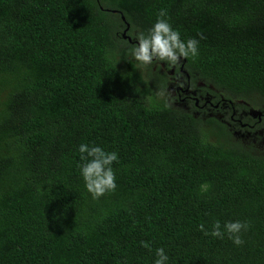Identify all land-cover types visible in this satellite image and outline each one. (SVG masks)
Listing matches in <instances>:
<instances>
[{"label":"trees","instance_id":"16d2710c","mask_svg":"<svg viewBox=\"0 0 264 264\" xmlns=\"http://www.w3.org/2000/svg\"><path fill=\"white\" fill-rule=\"evenodd\" d=\"M162 9L199 41L181 65L217 112L207 85L226 94L224 120L161 97L128 54ZM263 111L264 0H0V264H264V152L235 138ZM82 143L118 155L98 199ZM216 220L243 243L200 230Z\"/></svg>","mask_w":264,"mask_h":264},{"label":"clouds","instance_id":"9594fccd","mask_svg":"<svg viewBox=\"0 0 264 264\" xmlns=\"http://www.w3.org/2000/svg\"><path fill=\"white\" fill-rule=\"evenodd\" d=\"M199 41L195 38L182 40L180 32L172 27L166 18L165 10H161L155 23L147 32H138L136 43L128 49V54L142 65H150L154 60L168 64H176L181 58L195 57L198 54ZM201 81V80H200ZM214 90L216 89L211 85ZM80 161L78 167L84 181V187L93 199H98L106 192L115 190L116 174L112 167L113 162L118 160L116 152L105 151L102 147L82 143L78 146ZM201 191H207L209 185L202 184ZM200 230L205 235L223 238L228 235L229 239L237 246L243 243L241 231L246 230L247 225L239 220L225 221L223 225L216 220L211 225L210 233L205 231L201 224ZM147 247V245H145ZM153 264H168L169 257L163 248L155 250Z\"/></svg>","mask_w":264,"mask_h":264},{"label":"rangeland","instance_id":"374dc122","mask_svg":"<svg viewBox=\"0 0 264 264\" xmlns=\"http://www.w3.org/2000/svg\"><path fill=\"white\" fill-rule=\"evenodd\" d=\"M119 38V36H118ZM143 74L147 79H150V81H155V87L159 90V94H161V97H166L169 99L176 107L182 108L187 111H191L190 102L187 99L188 96L197 97L198 104L197 110L195 111V114L197 116L201 117H212L216 116L221 120L225 119L226 113H230L233 109L231 105H229L227 101V96L225 93L214 90V88L210 87V85H207L209 89H212L216 91L217 94H219L220 99H223L220 108L222 109L220 111H216V109L219 107L216 106L215 108H211L207 105H201L202 99L207 100L208 98L215 100L213 95H210V97L207 96L206 91H201L200 89L204 87V84L200 83L201 81L195 80V82L198 81L196 84V88L192 89V91H189L188 87V81L187 77L190 76L188 73L184 70V67L181 65V59L176 64H168L165 62H161L158 60H154L150 65H144ZM182 66V67H181ZM191 77V76H190ZM194 79V78H193ZM200 83V84H199ZM204 83V82H203ZM206 84V83H205ZM189 92V94H188ZM180 96V98H179ZM215 96V95H214ZM178 97V98H177ZM208 97V98H206ZM176 98V99H175ZM173 99V100H172ZM195 99V98H193ZM192 101H196L193 100ZM201 100V101H200ZM237 105H243V110H240L242 114H239L238 112H234V115L236 117H248L249 113L251 112V108H249L248 103L244 101H235L234 106ZM264 112V111H263ZM255 117L260 115V111H254L253 112ZM224 117V118H223ZM229 126V122H225ZM236 139H241L242 142H244L246 145H252L254 148L260 152H264V131H259L257 133H250V132H242V134H235Z\"/></svg>","mask_w":264,"mask_h":264},{"label":"flooded vegetation","instance_id":"af4514ba","mask_svg":"<svg viewBox=\"0 0 264 264\" xmlns=\"http://www.w3.org/2000/svg\"><path fill=\"white\" fill-rule=\"evenodd\" d=\"M188 75H189V74H188ZM187 78H189V83H188L189 91H192V84H191V82H190V81H191V77L188 76ZM197 83H198V82H197ZM197 83H196V84H197ZM200 83L204 84V87H206V84H205V83H203L202 81H201ZM200 83H199V84H200ZM195 87H196V86H195ZM210 87H211V85H210ZM200 90L202 91V88H201ZM188 94H189V92H188ZM210 95H213V94H211L210 92H207V96L210 97ZM208 97H206V98H208ZM213 97H214L215 100H216V97H215L214 95H213ZM193 98H195V99H193ZM187 99H190V100H188V101H192L191 99L196 100L195 103L198 104V101H197L198 98H197V97H192V96H188V95H187ZM215 100H214V101H215ZM221 100H223V99H221ZM200 101H201V100H200ZM214 101H213V99H210V98H208L207 100H203V99H202L201 102H203V103H201V105H204V104H205V105L208 106V103H211V102H214ZM254 111H259V110H256V109H254V108H251V112L249 113V116H250V117H252V118H257V117H260V116L262 115V112L260 111V112H261L260 115H258L257 117H255V115H254V113H253ZM223 118H224V117H223ZM227 122H228V121H227ZM229 124H230V123H229ZM261 131H264V130H261ZM237 133H238V134H242V132H236V134H237Z\"/></svg>","mask_w":264,"mask_h":264}]
</instances>
